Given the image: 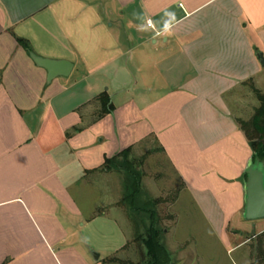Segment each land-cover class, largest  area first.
Wrapping results in <instances>:
<instances>
[{
	"label": "crops",
	"instance_id": "0c3cea01",
	"mask_svg": "<svg viewBox=\"0 0 264 264\" xmlns=\"http://www.w3.org/2000/svg\"><path fill=\"white\" fill-rule=\"evenodd\" d=\"M263 35L264 0H0V264H110L130 239L114 215L122 238L96 244L109 215L89 178L151 138L240 264L264 218L231 228L253 164L232 95L261 90ZM18 38L73 71L48 82ZM103 93L114 109L90 116ZM174 249L172 264H200L199 248Z\"/></svg>",
	"mask_w": 264,
	"mask_h": 264
},
{
	"label": "rangeland",
	"instance_id": "374dc122",
	"mask_svg": "<svg viewBox=\"0 0 264 264\" xmlns=\"http://www.w3.org/2000/svg\"><path fill=\"white\" fill-rule=\"evenodd\" d=\"M260 48L264 54V35ZM256 79L257 86L264 93V68ZM243 85L242 90L232 95L233 108L241 114L239 120L249 121L260 107L261 101L253 79L247 80ZM98 102V105L92 108L90 116L99 111V106L100 110L102 109L101 102ZM107 171L108 173L101 171L89 178L97 182V185L94 190L88 189L86 197L102 199L99 203L103 204L97 207V213H102L103 210L109 215L98 219L95 223L97 226H91V229L96 226V231H93L97 235L96 244L101 249L109 252L116 239L119 241L122 238V232L118 234L115 229V222L112 220L114 215L119 216L121 225L130 239L119 253L109 258L110 264H150L153 261V255L146 243L147 229L151 223L150 212L155 213L154 224L159 231L158 239L172 255L171 258L177 255V250L174 249L176 246L181 248L189 245L203 252L200 264L213 262L210 258L207 260L208 248L214 249L208 257L213 255L217 264H227L221 248L225 247L224 242L220 243L214 237L209 223L185 189V184L153 138L132 149L130 153L120 156ZM136 179L140 183L138 193H135ZM180 196V203L177 204ZM133 198L135 206L131 204ZM178 215L180 220L177 219ZM239 222L245 227L249 221L239 214L233 220L231 228L239 227ZM231 256L237 258L240 264H264V236L253 239Z\"/></svg>",
	"mask_w": 264,
	"mask_h": 264
},
{
	"label": "trees",
	"instance_id": "16d2710c",
	"mask_svg": "<svg viewBox=\"0 0 264 264\" xmlns=\"http://www.w3.org/2000/svg\"><path fill=\"white\" fill-rule=\"evenodd\" d=\"M18 41L29 52L32 51L29 43L25 39L18 38ZM256 92L258 94L259 100L261 101L260 107L256 110V113L251 120H239L240 127L247 135L251 147L253 149V164H256L258 162L264 163V93H262V91H260L258 88H256ZM100 99L102 109L100 110L99 117H102L103 115L110 113L114 109V106L112 104H109L110 98L107 93H103L100 96ZM130 151L131 147H128L122 150L116 156L106 158L103 168L109 169L111 165L115 164L116 159L118 157L130 153ZM129 172L131 171L129 170ZM134 185L136 189L135 193H138V189L140 188V183L138 179L135 180ZM134 198L131 202L132 206H135ZM150 215L151 223L149 228L147 229L148 237L146 240V243L153 255V261L150 264H172L173 261L169 251L162 243H160L158 239L159 231L157 230L154 224V221L156 219L154 217L155 213L150 212Z\"/></svg>",
	"mask_w": 264,
	"mask_h": 264
},
{
	"label": "water",
	"instance_id": "95a60500",
	"mask_svg": "<svg viewBox=\"0 0 264 264\" xmlns=\"http://www.w3.org/2000/svg\"><path fill=\"white\" fill-rule=\"evenodd\" d=\"M30 56L40 67L47 70V81L51 82L58 76H68L74 69V63L67 59H53L40 56L31 51ZM260 62L264 65V54H257ZM247 197L245 217L248 220L264 218V163L251 164L248 169ZM99 258V254L96 255Z\"/></svg>",
	"mask_w": 264,
	"mask_h": 264
},
{
	"label": "built area",
	"instance_id": "2783aa9c",
	"mask_svg": "<svg viewBox=\"0 0 264 264\" xmlns=\"http://www.w3.org/2000/svg\"><path fill=\"white\" fill-rule=\"evenodd\" d=\"M147 23H148L149 26L153 27L151 19H148Z\"/></svg>",
	"mask_w": 264,
	"mask_h": 264
}]
</instances>
